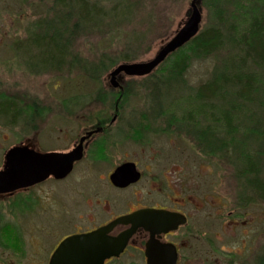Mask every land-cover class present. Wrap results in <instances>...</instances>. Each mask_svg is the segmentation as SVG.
Returning a JSON list of instances; mask_svg holds the SVG:
<instances>
[{
    "label": "rangeland",
    "instance_id": "rangeland-1",
    "mask_svg": "<svg viewBox=\"0 0 264 264\" xmlns=\"http://www.w3.org/2000/svg\"><path fill=\"white\" fill-rule=\"evenodd\" d=\"M191 2H104L106 17L77 32L74 31L77 17L70 16L68 10L63 11L57 0H0V96L13 98L24 111L15 125L0 118V169L5 164L8 149L33 132L29 129H39L41 134L35 141L38 147L64 150L72 147L79 133L99 119L111 118L118 99L110 82L111 71L122 63L146 62L154 58L184 25ZM199 8L203 17L202 30L214 21L212 11L203 0ZM68 17L72 18V30L65 39L69 42L68 56L60 67L39 61L36 56L39 53L30 44L27 45L29 49L24 50L29 39L48 32L52 34V29L59 35L57 31ZM234 52L233 47L225 44L214 56L194 57L185 77H172V82L162 78L163 72L169 71L167 64L154 77L124 76L126 93L119 106L123 108L120 122L125 129L122 130L125 141L122 147H110L111 159L125 157L137 161L145 173L144 180L118 197L104 183L97 184L101 168L93 172L96 181L84 186L85 161L62 182L49 180L13 195H0L2 235L13 227L14 232L26 237L30 233L26 219L41 220L48 225L50 233H39L43 238L36 243L39 248L41 240H52L58 233H71L77 227L84 231L96 225L89 220L91 214L102 211L97 206L90 207L93 196L110 200L114 212H123L128 203L136 200L134 192L145 198V202L154 201L155 193L146 181H164L166 175H171L176 196L189 197L192 222L202 231L198 239H192L182 264L262 262L264 200L243 188L227 158L217 151L216 154L204 153L195 131L185 129L184 124L178 125V120L171 117L173 113L179 119L185 118L189 109L182 102L189 88H197L210 80L219 63ZM156 81L160 84L154 98L152 87ZM176 83L181 89L174 92ZM156 103L160 108H152ZM31 125L36 126L32 128ZM89 154L96 155L97 149L91 148ZM261 176L264 180V165ZM77 181L80 183L76 186ZM145 191H149L147 198ZM220 202L224 205L223 215L215 220ZM197 207L201 210L196 211ZM231 211H234L232 217Z\"/></svg>",
    "mask_w": 264,
    "mask_h": 264
},
{
    "label": "trees",
    "instance_id": "trees-1",
    "mask_svg": "<svg viewBox=\"0 0 264 264\" xmlns=\"http://www.w3.org/2000/svg\"><path fill=\"white\" fill-rule=\"evenodd\" d=\"M63 11L76 16L74 31L80 32L96 20L106 17L104 2L120 0H57ZM212 11L214 23L175 53L149 76H157L167 64L164 81L185 77L194 57H211L225 44L234 48V54L219 63L210 80L197 88H189L183 97L188 107L185 118L171 117L195 131L197 141L209 154L221 153L234 169L238 180L260 200H264V0H203ZM71 17L62 21L55 33L29 39L27 45L39 53L42 63L60 67L67 61ZM76 27L78 29H76ZM68 42V43H67ZM29 53V52H27ZM191 53H194L192 56ZM173 59H175L173 61ZM154 98L160 81L155 82ZM178 83V82H177ZM175 84L174 92L181 89ZM171 93L172 94H174ZM126 93V92H125ZM168 96L170 94L168 93ZM186 99V101H185ZM154 102L156 100L154 99ZM152 108H160L158 103ZM24 115L23 109L13 99L0 96V118L16 124ZM164 115V114H163ZM171 123V122H170ZM173 124V123H171ZM202 148V149H203ZM250 203V202H249ZM4 229L0 232L2 236ZM4 236L10 235L8 229ZM264 264V256L262 262Z\"/></svg>",
    "mask_w": 264,
    "mask_h": 264
},
{
    "label": "flooded vegetation",
    "instance_id": "flooded-vegetation-1",
    "mask_svg": "<svg viewBox=\"0 0 264 264\" xmlns=\"http://www.w3.org/2000/svg\"><path fill=\"white\" fill-rule=\"evenodd\" d=\"M123 79L124 77H120L119 79L120 84L123 87L122 89L113 87L114 91H117L118 99L115 101L111 118L103 117V119H99L98 122H95V124L83 130V133H79V136L74 140L72 147L64 150H43L35 143L37 137H39L41 133L39 129L34 128L36 125H31L34 129H29V132H33L28 133L23 139L14 143L8 151L14 147L21 146L39 152H68L78 146L81 139L88 135L83 142V157L74 164L73 171L63 179H56L51 176L42 183L6 194L13 195L18 191L28 190L42 185L49 180L62 182L74 173L79 164H82L85 161L86 163L84 165H86L87 173L83 175V178L85 179L84 186L93 184L96 181L97 177H95L96 175L93 174V172L100 168L102 169V172L98 176L99 182H97V184L104 183L105 187L109 191L115 193V195H118V197L121 196L125 190L133 188L141 183L145 178V173L139 168L137 161L127 160L125 157H120L119 160L116 161L111 159L112 151L110 150V147H114V145L122 147V141H125L124 135L122 134V130L125 129L122 128L123 124L120 122V120H122L121 115L123 108L119 106L120 100L124 97L126 92ZM29 135L32 136L28 137ZM116 138H118V141H114ZM91 148H94L95 150L97 149L96 155L89 154ZM127 162H133L136 164L137 170L141 173V177L137 182L126 187H118L112 182L111 175L119 166ZM79 183L80 182L77 181L76 186L79 185ZM146 184L149 185L151 190L155 193V199L151 203L145 202V198L138 197V193L134 192L136 200L127 205L125 203L126 209L123 212H114L116 210L113 209L110 200L99 199L93 196L90 207L97 206L100 208V211H102V216L100 213L92 212L91 214L89 220L91 221V224L96 225H93L91 229L84 231L79 230L77 227L75 231L71 233L64 235L58 233L52 240H41V246L39 248L36 246V243L39 238L43 239L39 233H50L48 225L42 223L41 220L26 219L30 229V233L26 237L20 235L18 232H14L13 227H11L9 231L10 235H0V246L2 245V250H0V264H51L58 247L66 238L75 234L96 230L111 223L120 216L128 215L142 209L158 210L166 214L169 222L158 223L152 230L146 229L143 226H138L130 237L125 250L119 256H112L105 259L102 264H149L147 256L149 245L152 248V253L155 258L154 264H169L174 257L175 264H182V261H184L188 255L187 253L191 247L192 239H198L199 237L197 235L202 232L198 227L196 228V225L192 222L193 213H190L189 210L190 199L187 195L181 193V196H176L178 193L175 191L171 175H166L164 181L156 180L155 183L146 181ZM143 190H145V187ZM141 193L142 192H139V194ZM148 194L149 191H145L146 198ZM223 209L224 205L220 202L216 209L215 220L222 217ZM200 210L201 208H196V211ZM43 211L47 210L43 209ZM232 216H234V211L230 212V217ZM101 217L104 218L101 220ZM180 220H184L185 222L180 223ZM163 224H167L168 226H171V228L165 229L162 227ZM132 226V224H118L114 227L110 235L118 236L130 230ZM205 234L206 232H204L203 235ZM7 247L9 250H6ZM28 247H31L30 251L27 250Z\"/></svg>",
    "mask_w": 264,
    "mask_h": 264
},
{
    "label": "water",
    "instance_id": "water-1",
    "mask_svg": "<svg viewBox=\"0 0 264 264\" xmlns=\"http://www.w3.org/2000/svg\"><path fill=\"white\" fill-rule=\"evenodd\" d=\"M202 0H192L191 8L184 25L165 43L157 54L149 61L122 63L110 73V82L114 88L122 89L120 77H145L151 75L178 49L185 46L201 31L202 13L199 4ZM90 134V133H89ZM68 152H39L28 147H14L5 157V164L0 169V194L12 193L46 181L49 177L63 179L74 168V164L83 157V142ZM141 173L136 164L127 162L119 166L111 175L112 182L118 187H126L137 182ZM169 222L166 214L155 209H142L128 215H123L111 223L96 230L72 235L66 238L58 247L51 264H102L105 259L119 256L126 248L130 237L138 226L152 230L158 223ZM185 222L180 220V223ZM118 224H132V228L118 236L110 235ZM165 229L171 226L163 224ZM175 255V254H174ZM149 264H154V255L149 245ZM176 256V255H175ZM175 264V257L171 263Z\"/></svg>",
    "mask_w": 264,
    "mask_h": 264
}]
</instances>
